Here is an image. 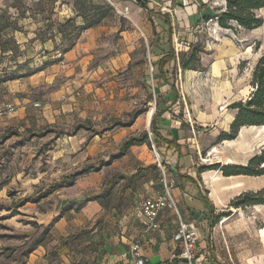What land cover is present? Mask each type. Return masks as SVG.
Returning <instances> with one entry per match:
<instances>
[{
    "label": "crops",
    "instance_id": "crops-1",
    "mask_svg": "<svg viewBox=\"0 0 264 264\" xmlns=\"http://www.w3.org/2000/svg\"><path fill=\"white\" fill-rule=\"evenodd\" d=\"M83 2L84 0H0V21L10 20L16 25L5 28L3 33L7 32L17 40L20 49L18 56H26L29 49L34 51L36 47L38 51L34 53H38L40 57L38 63H35V72L30 75L8 81L0 80V92L3 89L9 90L5 98L17 104V112L27 123L34 120L37 109L35 103L38 101L33 100L35 91L40 90L42 93L41 122L44 124L63 123L65 120L73 123L76 120L99 123L104 119L122 117L125 111H129L133 99L128 93L130 88L127 85L137 73L147 91L144 81L152 76L150 66L145 63L143 69H140L141 65L134 63L131 56L141 35L134 29L131 32L123 29L120 21L112 23V12L97 24L85 27L86 19L79 14ZM92 2L102 5L107 3L106 0H86V4L90 5ZM113 2L115 5H111L119 8L117 2ZM148 5L149 8L140 6L145 10L144 17L139 14L132 20L137 25L141 23L143 26L140 29L151 39L156 52L154 60L159 59L157 55L167 51L169 45L166 42V32L161 35L163 40L158 42L161 31L159 22L161 24L163 20L155 12H150L151 9L171 16L177 54L181 48L188 49L190 43L197 41L205 47L206 40L201 30L204 23L208 22H197L199 9L196 0H149ZM19 6L22 7L21 11ZM69 20L81 29L74 30L72 26H67ZM67 33L79 35H74L75 42L71 48L61 51V45L67 41ZM118 35L119 39H114ZM104 53L109 56L100 58ZM4 54L11 55L12 50ZM9 59L11 56L0 61V65H9V69L15 67L13 63L16 61ZM19 62L23 61L20 59ZM227 64L225 60L215 61L211 66L212 75H219L228 67ZM119 71H127L129 76L120 75ZM202 75L204 72L200 67L183 70L178 64L176 86L173 88L169 83H159L158 94H154L155 127L158 135L153 139L158 155L151 145H134L127 154L108 165L115 167L132 159L133 163L141 166L137 172L143 177V182L133 198L134 205L114 206L107 213L102 227L96 228L86 241L84 246L88 247L78 246L70 251V243L60 241L52 251L46 253L42 248L43 244L47 242L55 226H58L56 224L74 211L67 209L65 204L62 205L58 220L51 225L47 239L29 254V264H35L39 254L45 261L51 252H57L56 257L67 253L71 257L64 259L69 261L67 264H134L130 248L138 238L142 240L146 264H169L170 259L180 252L179 243L172 238L178 228L176 213L170 209L164 210L159 217V228L147 230V219L137 210L143 197H152L162 188L165 174L169 180L176 182L174 194L183 217L198 230L199 253L205 255V264H264V226L259 227L255 222V213L258 215L260 211L263 212L264 204L245 208L231 206L233 199L241 193L264 189V181L260 183L257 180L264 174L225 175L221 169L199 170L202 165L214 163L248 164L257 154L252 147L255 139L251 131L256 125L241 127L239 135L234 139L219 140L222 132H230L237 113L230 105L241 98H237V92L228 80L221 82L220 92L217 83L213 85L216 91L211 94L199 92L205 83ZM125 81L127 84H124ZM55 83L52 90H43ZM152 86H156L153 80ZM197 86L199 89H194ZM65 94L69 95L66 98L69 102L63 104ZM87 132L89 131L81 129L71 136L82 141L86 139ZM106 132L109 131H104L101 135L105 136ZM98 138L100 134H94L87 146L91 155L98 152ZM112 153L114 151L109 156ZM121 199L124 201V196ZM102 210L99 197H93L76 214L87 220ZM224 212L229 214L222 216ZM88 251L89 260L84 259L88 258Z\"/></svg>",
    "mask_w": 264,
    "mask_h": 264
},
{
    "label": "rangeland",
    "instance_id": "rangeland-1",
    "mask_svg": "<svg viewBox=\"0 0 264 264\" xmlns=\"http://www.w3.org/2000/svg\"><path fill=\"white\" fill-rule=\"evenodd\" d=\"M115 1L119 8L114 6V11L110 14V21L112 23L120 21L123 29H128L130 32L134 29L141 35V38L135 43L131 56L133 62L141 65L140 69H143L145 63L149 64L152 57L151 39L147 38L140 29L143 25L133 23L132 19L139 14L144 17L145 10L140 8L137 0ZM218 3H224V0L214 2L215 5ZM258 13L264 18V7L258 10ZM201 32L206 43L200 54L201 61L193 64L204 72L201 78H204L205 83L202 84L199 92L211 94L216 91L213 88L215 83H217L220 92L221 82L228 80V83L234 86L237 98L248 99L253 91L251 80L254 67L264 52V24L255 29H246L236 23L233 28H224L219 25L217 20H213L204 23ZM114 39H119V35ZM66 46V44L61 45V50H64ZM34 49L36 51V47ZM29 50L30 52L26 53V56L19 55L18 59L22 61L30 59L29 67H33L32 65L36 67L35 63H38L40 57L37 55L38 53ZM30 54L34 55L29 56ZM108 56V53H104L99 57L107 58ZM223 60L228 63V67L214 77L211 73V66L215 61ZM119 72L120 75L129 76L127 71ZM0 75L1 79H4L7 74L1 70ZM129 82L128 93L133 99L129 111H125L122 117H118L122 119H127L128 114L135 109L147 106L150 110L152 106H155V95L149 101L148 93L143 87V80L139 78V73L134 75ZM201 82L202 80L198 82V85ZM124 84H127V81ZM55 86L56 83L49 87L46 86L43 90L50 91ZM198 87H194V89H199ZM39 91L33 93V100L38 101L36 103L41 102L40 105H35L37 109L34 112V120H30L28 123L23 121L19 111L0 119V264H29V258L25 255L26 250L37 240L45 227L55 224L62 205L65 204L67 207L70 199L82 200L85 197H99L103 205L101 212L86 220L76 214L78 211L74 209L65 220L58 221L56 224L58 226H55L56 228L42 248L48 253L60 241L70 243L68 244L70 251H73L74 247H83L95 229L102 227L107 213L114 206L134 205L133 198L136 197V193L140 190V184L143 182V177L137 172L141 166L133 163L132 159L119 166H105L98 172H90L81 176L73 187L55 190L49 196L41 199L38 198L39 195L48 190L54 181L62 180L65 175L89 164H95L102 159H107L109 154L113 151L116 152L122 141L130 135H137L148 130L150 137L154 138L150 127L151 122L148 126L146 125V111L137 118L130 128L117 127L108 130L109 132H106L105 136L100 134L97 142L98 152L91 155L87 146L94 135L92 132H87L86 139L82 141L80 138L71 136L74 127L83 121L76 120L73 123L65 120L63 123L56 124L41 122L43 101L42 93ZM8 94L9 90L4 91L3 89L0 92V100H8L5 98V95ZM64 97L63 104L68 103L66 98H69V95L65 94ZM110 124L111 119H104L99 123H93V126L96 125L97 131H102ZM42 131L45 133L43 136L39 135ZM59 131H63L60 137L56 136ZM251 131L255 139L252 142V147L259 154L264 149V130L252 127ZM257 180L260 183L263 182L264 176H259ZM122 196H124V201L121 199ZM24 197H29L30 201L19 203L20 199ZM255 216V222L259 227H263L264 211H260L258 215L255 213ZM262 238L264 239V236ZM55 254L49 253L48 257H44L45 261L39 254L40 257L34 263L61 264L64 261L67 264L69 261L64 259H71L67 253L60 257H56ZM70 254L72 256V252ZM87 254L88 258L84 259L89 260L90 252L88 251Z\"/></svg>",
    "mask_w": 264,
    "mask_h": 264
},
{
    "label": "trees",
    "instance_id": "trees-1",
    "mask_svg": "<svg viewBox=\"0 0 264 264\" xmlns=\"http://www.w3.org/2000/svg\"><path fill=\"white\" fill-rule=\"evenodd\" d=\"M139 5L143 8H149V0H137ZM198 4V21L197 22H209L213 20H217L219 25L224 28H233L234 23L238 26L244 27L246 29H255L261 27L264 24V18L259 15L258 10L264 7V0H224V3L214 4L211 0L210 3L204 2L203 0H196ZM107 2V1H106ZM180 4V3H179ZM82 9L79 14H81L85 19V27L91 26L93 24H97L104 17L108 16L114 7L110 3H106L104 5L98 3L95 4H86V0H84L82 4ZM181 5V4H180ZM18 9L21 11L22 7L19 6ZM9 10V8H8ZM150 10V9H149ZM150 12H155L157 17L163 20V22H159V26L161 28L160 33L158 34V42L163 40V32H166L167 43L169 48L167 51H164L157 56L159 59L154 60V55L156 52L154 51V47L151 45V62L153 64V72L150 79H145L144 86L147 89L149 101L153 98L154 94H158V86L159 83H169L173 86H176V74L178 64L181 65L183 70L196 68L193 64L194 62L201 61V52L204 48L203 44L199 41L195 43H190L188 49H180L179 54L176 53L175 45L173 42V27L171 16L167 13L156 12L154 9H151ZM3 17H1L2 19ZM67 26H72L74 30H79L75 23L72 20L67 21ZM9 26L15 27V22L6 20L0 21V61H4V58L11 56L14 62L11 69H9V65H0V71L3 70L5 74H7L2 81H8L17 79L20 77H24L30 75L35 72L36 67L30 66V59H26L23 62H19L18 60V52L20 51L19 45L17 44V40L9 33H3L5 28ZM77 37L79 33H67L66 34V48L61 51H66L75 42V36ZM65 45V44H62ZM12 50L11 55L4 54ZM4 66V67H3ZM24 70V71H23ZM154 81L155 87L152 86V82ZM251 85L253 87V91L251 92L248 99H241L236 101L230 105L231 108L237 111L234 121L231 124L230 132H222L219 136V140L224 139H234L239 135V131L241 127L246 125H264V52L258 59L252 74ZM148 101V100H147ZM148 111V107H142L139 109H135L128 114L127 119L122 118H112L111 124L106 127L102 131H97L93 125H91L88 121L79 122L73 130L75 134L81 129H86L92 134H101L104 131L113 130L117 127H129L132 126L137 118L141 116L143 113ZM155 119L156 113L153 115L151 121V132L153 136H157L158 132L155 127ZM39 134V133H38ZM44 131L40 132L39 135L43 136ZM63 134V131H59L56 136L60 137ZM154 139V138H153ZM148 144L152 145L150 133L148 130H144L140 134H134L127 137L120 145V148L117 152L112 153L108 159H102L95 164H89L84 168L78 169L75 172L65 175L62 180L54 181L48 190L41 193L39 195V199L45 198L49 196L55 190L71 187L76 184V181L81 176L88 174L90 172H98L103 167L108 166L113 163V161L123 157L129 149L134 145ZM264 149L261 153L253 156L248 164H226L221 165L220 163L202 165L199 167V170H207V169H221L225 175H233V174H246L259 176L264 174ZM118 178V175H116ZM115 178V179H116ZM91 198L85 197L82 200H69L67 209H75L79 211L87 202H89ZM23 201H30L29 197H24L20 199L19 203ZM79 203V205H76ZM256 204H264V189L258 191H246L238 195L235 199H233L231 206L234 207H243ZM228 212H224L221 215H228ZM51 225L47 226L43 229L41 235L37 238V240L31 244L26 250V256H29L34 250L38 248L43 242L47 239L48 234L50 233Z\"/></svg>",
    "mask_w": 264,
    "mask_h": 264
},
{
    "label": "built area",
    "instance_id": "built-area-1",
    "mask_svg": "<svg viewBox=\"0 0 264 264\" xmlns=\"http://www.w3.org/2000/svg\"><path fill=\"white\" fill-rule=\"evenodd\" d=\"M106 1L115 5L113 0ZM149 66L151 72H153L154 67L151 59ZM35 105L38 106L40 103H35ZM17 110L18 106L14 102L10 100H0V119L13 115ZM151 141L154 152L158 155L152 136ZM175 186L176 182L174 180H169L165 174L162 188L152 197H143L138 203L137 210L146 217L147 230L159 228V217L161 213L166 209L173 210L178 217V228L172 238L179 243L180 252L170 259L169 264H205V255L199 253L198 230L183 217L174 194ZM130 252L135 259L134 264H146V258L142 252L141 238L136 239L132 243Z\"/></svg>",
    "mask_w": 264,
    "mask_h": 264
},
{
    "label": "bare ground",
    "instance_id": "bare-ground-1",
    "mask_svg": "<svg viewBox=\"0 0 264 264\" xmlns=\"http://www.w3.org/2000/svg\"><path fill=\"white\" fill-rule=\"evenodd\" d=\"M154 112V106H152L150 108V110H148L146 112V125L148 126L151 122V117H152V113ZM253 127H258V129L264 130V125H260V126H253ZM264 166V164H263Z\"/></svg>",
    "mask_w": 264,
    "mask_h": 264
},
{
    "label": "water",
    "instance_id": "water-1",
    "mask_svg": "<svg viewBox=\"0 0 264 264\" xmlns=\"http://www.w3.org/2000/svg\"><path fill=\"white\" fill-rule=\"evenodd\" d=\"M154 110H155V108H154ZM153 114H154V112L152 113V116H153ZM151 120H152V117H151Z\"/></svg>",
    "mask_w": 264,
    "mask_h": 264
}]
</instances>
